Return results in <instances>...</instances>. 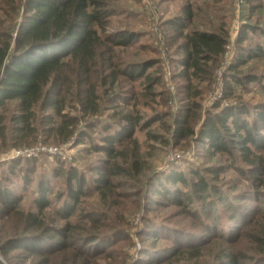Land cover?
Instances as JSON below:
<instances>
[{
    "label": "rangeland",
    "instance_id": "374dc122",
    "mask_svg": "<svg viewBox=\"0 0 264 264\" xmlns=\"http://www.w3.org/2000/svg\"><path fill=\"white\" fill-rule=\"evenodd\" d=\"M24 1L14 0L20 7L17 18L11 0L0 1L7 26L20 22ZM108 8L102 52L90 73L99 97L97 114L83 111L77 100L75 63L67 66L71 90L55 123L47 122L52 110L38 106L33 132L21 138L12 120L17 103L4 108L0 180L11 179L9 192L19 202L0 216V260L224 264L233 256L234 264H264V167L256 168L264 163V128L256 135L262 147L247 157L225 131L228 150L200 141L209 114L234 107L243 111L240 122L251 123L264 109V0H109ZM185 21L188 31H224L228 40L223 55L189 79L181 76V40L172 26ZM120 36L133 41L115 46ZM138 69L144 74L134 77ZM126 114L138 126L130 138H118L116 155L109 156L103 138L130 125L122 118ZM69 118L77 119L68 130L74 133L58 135L54 129ZM181 118L193 135L176 136ZM20 149L32 150V157L16 155ZM113 166L120 172L107 175ZM72 172L85 179L78 204L70 196L78 188ZM176 172L186 183L167 178ZM196 172L204 176L206 190L196 185ZM30 214L36 225L26 220ZM13 239H36L43 250L13 248L5 257L1 247Z\"/></svg>",
    "mask_w": 264,
    "mask_h": 264
},
{
    "label": "trees",
    "instance_id": "16d2710c",
    "mask_svg": "<svg viewBox=\"0 0 264 264\" xmlns=\"http://www.w3.org/2000/svg\"><path fill=\"white\" fill-rule=\"evenodd\" d=\"M11 2L14 6V0ZM108 6L109 0H25L20 22L15 19L13 25L7 26L5 20L0 17V139L6 137L3 112L9 102L17 103L18 112L12 120L15 124L14 132L21 138H27L33 132L32 122L36 119L35 110L38 106L43 110L51 109L52 114L49 117L52 120L47 122H56L55 117L62 115L66 97L71 90L68 85L71 80L67 74L72 72L67 69L70 63L77 65L76 80L79 84L77 100L83 111L90 114L99 112L97 103L99 97L97 89L91 85L90 73L102 52L104 42L101 32L106 30L111 16ZM13 9L17 18L20 7L14 6ZM189 17L188 20L191 22ZM172 26L178 29L181 40L179 51L181 57L177 63L182 67V77L189 79L191 75H201L208 70L207 66L210 62L216 61L223 55L228 41L224 31H188L186 21L176 22ZM132 41L129 36H120L113 40L115 46L126 45ZM250 51L246 49L245 53L252 56ZM139 73L144 74V71L139 69L134 71V77ZM234 76L235 81H241L237 75ZM253 78L255 77L248 79ZM242 112L234 107H226L221 113L209 114L200 130V141L208 143L216 151H225L228 150V140L225 135H232L235 137L232 140L243 150L246 157L251 154L253 148L262 147L263 139H258L256 135L259 129L264 128V109L259 111L257 119L251 123L247 120L239 121ZM122 118L130 125L124 126L115 135L103 138L105 145L102 149L109 156L116 155L118 138L120 136L130 138L138 126V120H133L130 114L123 115ZM177 122L179 124L175 131L177 137L184 138L194 134V131L187 127V119H177ZM63 123L54 130L58 131V135L66 134L69 138L74 133L73 131L69 133V126H75L77 119H65ZM232 129L235 130L234 133H231ZM257 164L258 170L264 167V163ZM108 170L107 175L120 172L118 166ZM72 175L71 178L76 180L78 188L72 189L70 196L72 201L78 204L83 194L85 179L74 172ZM167 178L175 184L187 181L182 172L172 173L167 175ZM195 178L196 185L200 189L208 188L204 176H198L196 172ZM98 179L102 182L106 181L103 176H98ZM8 180H0V204L3 206L0 216L8 213L9 210L13 211V207L19 202L18 195L9 192L7 183L12 182L10 178ZM162 189L163 187H159L158 191L161 193ZM26 220L33 225L37 224L36 216L33 214H30ZM36 242V239H13L1 247V253L6 257L13 248H24L33 251V254H40L43 249ZM59 245L64 248L66 243L58 242ZM232 258L233 256L230 257V262L226 261L224 264H234ZM0 264H3L1 260Z\"/></svg>",
    "mask_w": 264,
    "mask_h": 264
},
{
    "label": "built area",
    "instance_id": "2783aa9c",
    "mask_svg": "<svg viewBox=\"0 0 264 264\" xmlns=\"http://www.w3.org/2000/svg\"><path fill=\"white\" fill-rule=\"evenodd\" d=\"M15 154L16 155H24V156H27V157L30 158L33 155V151L32 150H28V149H25V150L20 149V150L15 151Z\"/></svg>",
    "mask_w": 264,
    "mask_h": 264
}]
</instances>
